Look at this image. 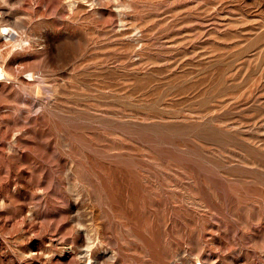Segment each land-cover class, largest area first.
I'll return each instance as SVG.
<instances>
[{"label":"rangeland","instance_id":"1","mask_svg":"<svg viewBox=\"0 0 264 264\" xmlns=\"http://www.w3.org/2000/svg\"><path fill=\"white\" fill-rule=\"evenodd\" d=\"M0 67V264H264V0H0Z\"/></svg>","mask_w":264,"mask_h":264},{"label":"bare ground","instance_id":"2","mask_svg":"<svg viewBox=\"0 0 264 264\" xmlns=\"http://www.w3.org/2000/svg\"><path fill=\"white\" fill-rule=\"evenodd\" d=\"M9 34H12L11 32H9ZM0 76H3V69L0 67Z\"/></svg>","mask_w":264,"mask_h":264}]
</instances>
